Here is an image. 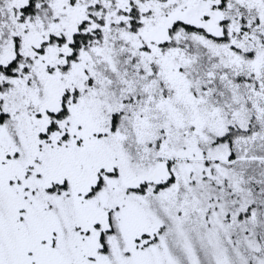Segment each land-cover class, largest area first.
I'll list each match as a JSON object with an SVG mask.
<instances>
[{
    "label": "snow or ice",
    "instance_id": "6c2138e0",
    "mask_svg": "<svg viewBox=\"0 0 264 264\" xmlns=\"http://www.w3.org/2000/svg\"><path fill=\"white\" fill-rule=\"evenodd\" d=\"M0 264H264V0H0Z\"/></svg>",
    "mask_w": 264,
    "mask_h": 264
}]
</instances>
